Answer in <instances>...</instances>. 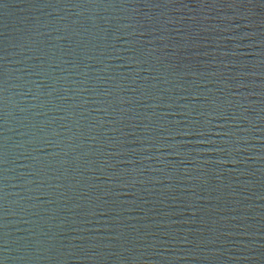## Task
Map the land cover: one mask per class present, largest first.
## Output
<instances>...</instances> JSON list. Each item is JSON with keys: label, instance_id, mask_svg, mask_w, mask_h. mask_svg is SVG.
<instances>
[{"label": "water", "instance_id": "1", "mask_svg": "<svg viewBox=\"0 0 264 264\" xmlns=\"http://www.w3.org/2000/svg\"><path fill=\"white\" fill-rule=\"evenodd\" d=\"M2 264H264V0H0Z\"/></svg>", "mask_w": 264, "mask_h": 264}, {"label": "snow or ice", "instance_id": "2", "mask_svg": "<svg viewBox=\"0 0 264 264\" xmlns=\"http://www.w3.org/2000/svg\"><path fill=\"white\" fill-rule=\"evenodd\" d=\"M0 264H2V262H0Z\"/></svg>", "mask_w": 264, "mask_h": 264}]
</instances>
